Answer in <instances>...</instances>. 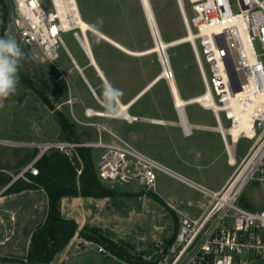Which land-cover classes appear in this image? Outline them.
I'll use <instances>...</instances> for the list:
<instances>
[{
  "label": "rangeland",
  "instance_id": "1",
  "mask_svg": "<svg viewBox=\"0 0 264 264\" xmlns=\"http://www.w3.org/2000/svg\"><path fill=\"white\" fill-rule=\"evenodd\" d=\"M149 2L161 39L165 44L169 45L181 40L188 34L190 29H188L186 20L189 21L192 15L190 0H149ZM77 4L84 21L131 52L143 53L156 46L141 0H77ZM44 7L45 10H52L50 1H47ZM12 14L11 0H0V32L3 29L4 20H6L7 29L11 28ZM74 32L81 35L79 30ZM74 32L64 34L63 40L68 50L77 59H81L84 58V52L75 39ZM191 32L195 34L194 31L191 30ZM88 37L95 56L107 70L108 77L117 80L124 91L131 92L133 90V94L136 95L163 73L158 53L142 56L126 54L93 33L89 32ZM21 46L30 58L23 61L20 69L27 82L31 83H24L20 77L16 93L4 102V108H0V140L6 142V146H0V178L3 179L19 174L23 168L21 167L22 163L34 153L35 148L26 147L27 144L70 140L58 120L57 111L63 112L75 126L79 142H96L97 136H99L98 128L89 125L90 123L97 124L93 121L94 118L86 120L78 114L79 107L82 105L80 98H90L91 94L81 83L80 76L76 72L72 71L71 75L66 74L67 70L72 68L71 59L66 51L63 48L60 49L61 58L57 65L53 66L44 62L37 50H31L23 44ZM166 53L173 70V79L181 97L188 100L203 95L204 84L196 61L194 42H181L179 45L167 47ZM73 83L76 84L73 85ZM32 85L41 91L44 97L32 89ZM47 86L48 90H44V87ZM44 98L50 101V106L45 103ZM132 108H134L133 113L136 116L141 115L148 120L143 124L150 128L149 133L147 132V138L139 137L137 142L128 141L125 137L122 140L145 155H151V151L160 150V152L167 153L173 149L172 155L176 163L194 170L196 161L190 163L185 154L196 156V147H199L200 150L208 149L200 161L202 165L200 173L205 180L198 182L211 190H217L222 186L225 177L233 168L227 163L228 155L219 134L209 133L215 131L208 129L197 130L195 135L190 137L181 135L182 140H180L171 132L172 125L160 126L149 122L153 119L164 122L176 119L175 104L170 93L168 79L163 78L151 87L134 103ZM98 112L106 113L104 107ZM186 112L191 123L217 128L213 114L208 108L193 104L186 107ZM91 113L95 114L96 112L91 111ZM97 125L101 127L102 133H106V137H103L104 144H120L109 134L107 127ZM223 126L225 128L229 126L225 119ZM136 131L142 134L143 127L136 125ZM183 139L187 143H184ZM252 143L251 140L245 138L239 140L235 147L238 161L246 155ZM90 149L96 174L105 187L128 194L143 193L142 196H119L98 204L103 208L102 216L111 218L113 221L112 225L117 230V239L115 240H123V242L136 240V243H133L135 245L145 242L146 251H150L149 254L153 255L154 259L158 257L156 262H159V258L160 262H163L164 256L168 255L164 248L167 247L168 240L175 234L177 224L175 218L179 224V216L171 210L168 205L170 203L165 202L168 206L165 207L161 202L148 196L147 193L163 195L164 190L159 185L154 191L147 190L139 182L121 184L107 183L101 180L99 165L102 156L109 150L106 148ZM167 186L170 188L173 186L181 194L178 199H181L183 203L180 201L173 202V204L183 211L189 210L186 205L188 199L203 201L199 193L178 182ZM3 189L4 187L0 184V193ZM246 197L253 200L257 207H263L264 197L257 185L249 187L245 194ZM68 207V204L65 203V209ZM89 207L94 208L95 203L81 201L73 206L78 214V209ZM0 212L2 213V211ZM2 234L9 237L6 243L1 242V240H5L4 236L1 237ZM16 235L13 231H8L6 234L0 231V264H23V260L27 263L25 261L26 243L24 240L18 239ZM77 248L85 249L79 246ZM162 250H164L163 254ZM100 253L96 246L88 245L86 251L74 262L77 264H103L104 261H101ZM137 253L138 251H136Z\"/></svg>",
  "mask_w": 264,
  "mask_h": 264
},
{
  "label": "built area",
  "instance_id": "2",
  "mask_svg": "<svg viewBox=\"0 0 264 264\" xmlns=\"http://www.w3.org/2000/svg\"><path fill=\"white\" fill-rule=\"evenodd\" d=\"M47 1L51 3V11L45 10ZM190 2L192 15L186 22L189 31L195 33V55L204 92L211 93L209 110L229 159L234 157L231 147L241 138L253 142L246 155L235 162L223 187L213 191L189 181L110 131L120 144H104L101 127L94 123L89 125L98 128L96 142L27 144L37 153L19 174L12 176V182L19 179L30 182L29 174L39 175L38 161L53 149L72 158L78 148H106L109 151L99 165L101 180L139 182L147 190L155 191L159 175L163 174L186 184L203 198L201 202L188 200V211L168 204L179 216V227L173 243L164 248L168 255L159 264H264V205L259 208L253 200L245 198L251 185H257L264 197V0ZM11 3V30L17 40L37 50L44 62L56 66L61 48L69 54L63 35L76 31L70 12L63 18L59 16L58 6L68 8L69 0H11ZM74 37L82 47L79 33L74 32ZM170 76L174 77L172 69L168 80ZM244 116L252 122V137L243 132L232 134ZM224 119L229 124L227 128L223 126ZM0 146H6V142L0 140ZM99 252L106 251L99 247Z\"/></svg>",
  "mask_w": 264,
  "mask_h": 264
},
{
  "label": "crops",
  "instance_id": "3",
  "mask_svg": "<svg viewBox=\"0 0 264 264\" xmlns=\"http://www.w3.org/2000/svg\"><path fill=\"white\" fill-rule=\"evenodd\" d=\"M111 40H113V39H111ZM113 41L116 42L115 40H113ZM116 43H118V42H116ZM120 46H122V45H120ZM123 48L126 49L127 51L131 52L126 47H123ZM81 49H82V47H81ZM91 49H92V46H91ZM117 49H119V48H117ZM119 50H121V49H119ZM82 51L84 52V58H81V59H77V57L74 56L70 51H69V54L67 53L71 59L72 68L67 70L66 74L71 75L72 71L76 72L80 76L81 83H83L86 90H88L89 93L91 94L90 98H85V99H83V97L80 98V102L82 105L79 107L78 114L80 116L84 117L86 120H89L90 118H94L93 121H95L97 124H100L102 126L107 127L111 133H113L114 135H116L117 137H119L121 139H123L125 137L128 141L137 142L139 137H143V139L145 137L147 138L150 128L147 127L146 124H143V123H145V121H148V120L146 118L142 117L141 115L136 116L133 113L134 108H132V107L137 100H139L146 92H148V90L151 87H153L161 79H158V81L155 82V80L158 78L157 77L154 81L151 82V83H153V82H155V83H153V84L149 83L144 89H142L136 95H134L132 92L133 90H131V92H129V90L124 91L123 88L120 87V84L117 80H115L114 78L108 77L107 70L104 69V66L102 65V63L99 62V60L97 59L93 49L91 51H92V54H93L94 59L96 61L97 69L93 66V63L90 61V59L86 55L85 50L82 49ZM126 54H129V53H126ZM130 54L135 55L134 52L133 53L131 52ZM100 72H102V74L106 78V80H105V81H107L106 83L110 82L114 87L123 90L124 95L120 98L119 102L123 105L131 104V105H129V108L126 111L127 114L130 116V119L129 118L127 119V117L124 115L114 117V118L101 117V116H97L95 114H92V116H91V111H93V112L101 111L102 107H103L102 104L105 102V101H103V97H102V90H103V87L105 85V82L99 76ZM71 84H72V82H71ZM75 84L76 83H73V85H75ZM147 88H148V90L145 91ZM169 89H170V87H169ZM179 93H180V91H179ZM138 94L139 95L141 94V95L139 96ZM171 96H172V94H171ZM74 98L76 99L77 97H74ZM172 99H173V102L175 104L176 119L174 118L173 121H169V122H164V121H161L159 119H153V120H149V122H151L155 125H160V126L161 125H172L170 128L171 132L173 133V135L177 136L180 140H182L181 135H183L184 137H190L193 134L195 135V131H197V130H207L208 129L210 131L211 130L215 131V132H209V133L219 134L217 128L209 127V126H202V125H198V124L190 122L188 115H187V112H186V107L193 105V104H189V105L184 106L183 111H181L177 107L173 96H172ZM191 99H193V98H191ZM188 100H190V99H188ZM188 100H185V101H188ZM198 105L201 106V104H198ZM202 107H204V106H202ZM204 108H207V107H204ZM120 113H121V108L119 106L118 112H116L114 115H120ZM183 115H184V117H183ZM157 121L161 122V123H155ZM135 123H137V124H135ZM136 125L143 127L142 134L140 132L136 131ZM186 130H191V134L187 135L185 133ZM102 136L106 137V133H102ZM220 137H221V135H220ZM97 138H98V136H97ZM221 140H222V137H221ZM183 141H184V143H187V141H185L184 139H183ZM222 143H223V140H222ZM223 146H224V150H225L226 154L228 155L224 143H223ZM235 147L236 146L231 147V152L234 153V157L232 156V158L229 159V156H228V159H227L228 165L233 169H234L233 165L235 164L236 161H238L236 159L237 153H236ZM207 150L208 149H205V148L200 150L199 147H196V151H195L196 156L188 154V153L185 154L186 159L190 160V163H192V161H196V169L195 170H197V171H195L192 168L191 169L187 168L186 166L184 167V165H181L179 163H176L175 158L172 155L173 149L172 150L170 149V151L167 153L162 152V151L160 152V150L151 151L150 152L151 155L147 154V156H149L152 159L160 162L161 164H163L164 166L169 168L171 171H173L177 175H179V176H181V177H183L189 181H192V182L198 183L202 186H205L198 181H204L205 180V178L200 173V170L202 167L200 161L202 160L203 156L206 154ZM91 154H92V152H91ZM92 158H93V156H92ZM93 161H94V159H93ZM232 172H233V170L230 171L228 173V175L225 177V180L222 183V186L219 189L213 190V191L220 190L223 187V185L225 184V182L228 180V178L230 177ZM192 178H194L196 180H194ZM167 179H170V180H167ZM12 180L7 186L4 187V189L2 191L3 193L5 192V190L8 187H10L13 184ZM167 181H169V182H167ZM173 182L175 184L178 182V183L188 187L189 189L193 190L192 188H190L186 184L178 181L175 178L160 174L159 178H158L157 187L159 185L160 188H162L165 193L163 195H161V194L160 195L157 194V195L164 202H167L170 204H173V202H180L181 201V199H178L181 197V194L177 190H175V188L173 186H172V188L167 186V185H173L174 184ZM205 187H207V186H205ZM193 191H195V190H193ZM195 192H197V191H195ZM2 194L0 195V211H2L3 214L0 212V219H1L0 231L4 232L5 234L8 233V231H13L14 233H16L17 234L16 236L18 239L20 238V239L24 240V242L26 243V246H27V251H28L29 245H30V240H31V237H32L34 230L39 225L43 224L47 218L48 210H49V197H48L47 193L45 192V190H43V189L24 190L22 192L10 194V195H6V196H2ZM115 198H117V197H115ZM108 199H111V198L96 199V198H92V197H81V196L80 197H64L62 199V202H61L62 214L67 218L74 219L79 225V230H81L85 226L98 227V228H101L110 237V239H112L114 242H123V240L122 241L115 240V239H117V235H116L117 230L114 227V225H112L113 221L111 218H108L106 216H102L103 208L98 206V204L104 203V201H107ZM188 200H190V199H188ZM81 201H83V202L88 201L89 203H91V201H93L95 203V207L94 208L89 207L86 209L85 208L84 209H78V211H79V214H78L77 212H75V209L73 208V206H74V204L79 203ZM65 203L68 204V206H69L67 209H65ZM41 205H42V207H41ZM3 236H4L5 240L4 241L1 240V242L6 243L9 239V237H6V235L2 234L1 237H3ZM75 241H76V245H75ZM134 241H131V242L124 241L129 246L127 249H128V252L133 257V260H136V258H142L144 261L149 262V264H159L160 263V258L158 260L159 262H155V261H157L156 259L158 257L154 259V256L149 254L150 251L149 252L146 251L145 242H139L137 245H135L133 243H136V240H134ZM142 241H144V238H142ZM88 245H90L91 247L96 246L98 252H99L98 248L101 247L100 245H98L96 243L89 242V241L82 239L79 236V233H76L74 238L64 248V250H62L60 253H58L56 255V257L51 262V264H77L74 261L77 258H79L82 253H84L86 251V248ZM77 246L85 248V249L80 250L79 248H77ZM136 251H138L137 254H136ZM100 255L102 257L101 261H104L103 264H135V263L125 262V261L109 254L107 251L105 253L101 252Z\"/></svg>",
  "mask_w": 264,
  "mask_h": 264
},
{
  "label": "trees",
  "instance_id": "4",
  "mask_svg": "<svg viewBox=\"0 0 264 264\" xmlns=\"http://www.w3.org/2000/svg\"><path fill=\"white\" fill-rule=\"evenodd\" d=\"M5 22L6 20H4L0 35H3L5 29H7ZM19 75L24 83L27 82L21 69ZM27 83L29 84L31 82L28 81ZM31 87L35 89L38 94L43 95L42 92L37 90L33 85ZM47 88L48 86L44 87V90H48ZM44 101L50 106V101L47 98H44ZM56 113L69 139L78 141L76 128L69 118L61 111H57ZM36 153L37 151H34V153L22 163L21 167L34 158ZM37 167L39 169V175L33 176L29 174L30 182L19 179L2 194V196H6L24 190L43 189L49 197L47 218L43 224L39 225L34 230L25 258L27 263L23 260V264H51L56 255L64 250L76 233H79L82 239L100 245L109 254L125 262L149 264V262L144 261L142 258L133 260V257L127 249L129 246L125 242H114L101 228L85 226L79 230L78 223L74 219L65 217L61 209V202L64 197L81 196L103 199L119 196H142L143 193L128 194L105 187L96 174L91 149L86 147L78 148L76 154L73 155L72 158L53 149L41 157L37 163ZM4 179L0 178V184L3 187L11 182L12 177ZM147 194L156 201L161 202L165 207H168L157 194L153 192H148ZM175 220L177 223L175 226V234L168 240L167 246L173 243L179 227L177 218H175Z\"/></svg>",
  "mask_w": 264,
  "mask_h": 264
},
{
  "label": "bare ground",
  "instance_id": "5",
  "mask_svg": "<svg viewBox=\"0 0 264 264\" xmlns=\"http://www.w3.org/2000/svg\"><path fill=\"white\" fill-rule=\"evenodd\" d=\"M143 5H144V11L146 13V17L148 20V23L150 25L153 37L156 39L157 44L155 47H153L152 49H150L147 52H143V53H135V56H142L145 54H152V53H158L159 57H160V61H162V66H163V73L161 74V76H159L156 80L158 81V79H167V75H169L170 73V62L169 59L167 57V53H166V48L167 47H172V46H176L177 44L179 45V43L181 42H194L195 40V36L194 34L189 31L188 34L182 38L181 40L175 41L169 45L165 44L162 39H161V35L159 33V28L158 25L156 23V18L154 15V12L151 8L150 2L149 0H143ZM58 11H59V16L60 17H65L68 15L72 18V23L73 26H75L76 30H79L80 32V36L82 38V48L85 50L86 55L88 56V58L90 59V61L93 63V66L97 69L96 67V61L94 59V56L92 54V49H91V45H90V41H89V37L88 34L93 33L96 36L100 37L101 39L105 40L106 42H108L109 44L113 45L116 48H119L122 50V52L125 53H131L129 51H127L126 49H124L122 46H120L118 43L114 42L113 40H111L110 38H108L106 35L100 33L99 31H97L96 29H94L92 26H90L86 21H84L82 19V16L80 14L79 11V7L78 4L76 2V0H69V6L68 8L64 7V6H58ZM133 53V52H132ZM99 76L103 79V81L105 82V84H107L105 81L106 78L104 77V75L102 74V72L99 73ZM169 87H170V92L174 98V101L177 105V107L179 108V110L183 111V107L189 104H201V106L210 108V106L212 105V96L210 92H204L203 95L197 96L193 99H190L188 101H185L184 99L181 98L177 84L175 82V80L173 78H169ZM153 82V83H155ZM151 83V84H153ZM149 88V87H148ZM148 88L145 90L147 91ZM144 91V92H145ZM143 94V93H142ZM139 95V94H138ZM141 95V94H140ZM139 95V96H140ZM132 103V102H131ZM131 105V104H129ZM129 105H123L119 102V106L121 108V113L120 115H110L108 113L105 112H96L95 115L97 116H101V117H106V118H114V117H118V116H126L127 119H130V116L127 114V109L129 108ZM118 112V111H117ZM93 113H91L92 115ZM184 117V115H183ZM184 122V121H183ZM155 123H161V122H155ZM251 126H252V122L249 121V118L247 116L242 117L240 123L236 124L235 127L232 129V134H238L240 132H243L245 134H249L252 137V133H251Z\"/></svg>",
  "mask_w": 264,
  "mask_h": 264
},
{
  "label": "clouds",
  "instance_id": "6",
  "mask_svg": "<svg viewBox=\"0 0 264 264\" xmlns=\"http://www.w3.org/2000/svg\"><path fill=\"white\" fill-rule=\"evenodd\" d=\"M29 58L11 28L5 29L3 35H0V108H4V102L16 93L20 68L23 61ZM123 95V90L110 82L104 85L102 97L106 113L114 115L119 110V100Z\"/></svg>",
  "mask_w": 264,
  "mask_h": 264
},
{
  "label": "water",
  "instance_id": "7",
  "mask_svg": "<svg viewBox=\"0 0 264 264\" xmlns=\"http://www.w3.org/2000/svg\"><path fill=\"white\" fill-rule=\"evenodd\" d=\"M141 2H142V5H143V0H141ZM143 7H144V5H143ZM145 14H146V13H145ZM154 40H155V42H156V44H157V41H156L155 38H154ZM161 64H163L162 61H161Z\"/></svg>",
  "mask_w": 264,
  "mask_h": 264
},
{
  "label": "snow or ice",
  "instance_id": "8",
  "mask_svg": "<svg viewBox=\"0 0 264 264\" xmlns=\"http://www.w3.org/2000/svg\"><path fill=\"white\" fill-rule=\"evenodd\" d=\"M53 32H55V29H53Z\"/></svg>",
  "mask_w": 264,
  "mask_h": 264
}]
</instances>
